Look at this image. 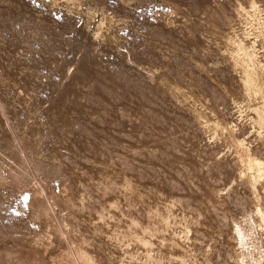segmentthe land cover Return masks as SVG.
<instances>
[{"label":"rangeland","instance_id":"374dc122","mask_svg":"<svg viewBox=\"0 0 264 264\" xmlns=\"http://www.w3.org/2000/svg\"><path fill=\"white\" fill-rule=\"evenodd\" d=\"M247 220L264 264V0H0V264H240Z\"/></svg>","mask_w":264,"mask_h":264},{"label":"bare ground","instance_id":"6f19581e","mask_svg":"<svg viewBox=\"0 0 264 264\" xmlns=\"http://www.w3.org/2000/svg\"><path fill=\"white\" fill-rule=\"evenodd\" d=\"M245 223V221H244ZM247 225L243 228L242 227V224L241 225H237V227L235 228V231L236 232V238H237V241H238V244L240 246V249H241V254H242V260L240 261V264H250V261H253L254 258H253V253L251 252V245L250 243H248V236L249 234H247L246 231L248 232H253V229L256 225L255 221H251V220H247ZM257 227V225H256ZM256 229V228H255ZM252 234V233H251Z\"/></svg>","mask_w":264,"mask_h":264}]
</instances>
